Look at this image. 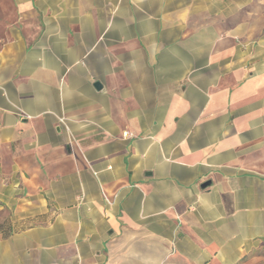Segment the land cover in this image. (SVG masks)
Returning a JSON list of instances; mask_svg holds the SVG:
<instances>
[{"label": "crops", "instance_id": "1", "mask_svg": "<svg viewBox=\"0 0 264 264\" xmlns=\"http://www.w3.org/2000/svg\"><path fill=\"white\" fill-rule=\"evenodd\" d=\"M0 264H264V0H0Z\"/></svg>", "mask_w": 264, "mask_h": 264}, {"label": "water", "instance_id": "2", "mask_svg": "<svg viewBox=\"0 0 264 264\" xmlns=\"http://www.w3.org/2000/svg\"><path fill=\"white\" fill-rule=\"evenodd\" d=\"M94 86H97V87H98L99 84H98L97 82H95V83H94ZM207 184H208V182H204V183L201 185V187H203V186H205V185H207Z\"/></svg>", "mask_w": 264, "mask_h": 264}, {"label": "built area", "instance_id": "3", "mask_svg": "<svg viewBox=\"0 0 264 264\" xmlns=\"http://www.w3.org/2000/svg\"><path fill=\"white\" fill-rule=\"evenodd\" d=\"M60 121L63 122L62 118H60Z\"/></svg>", "mask_w": 264, "mask_h": 264}]
</instances>
